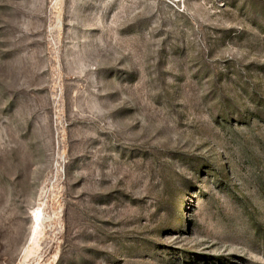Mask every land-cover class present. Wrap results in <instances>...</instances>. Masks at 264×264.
Returning a JSON list of instances; mask_svg holds the SVG:
<instances>
[{
    "label": "rangeland",
    "instance_id": "374dc122",
    "mask_svg": "<svg viewBox=\"0 0 264 264\" xmlns=\"http://www.w3.org/2000/svg\"><path fill=\"white\" fill-rule=\"evenodd\" d=\"M0 264H264V0H0Z\"/></svg>",
    "mask_w": 264,
    "mask_h": 264
},
{
    "label": "bare ground",
    "instance_id": "6f19581e",
    "mask_svg": "<svg viewBox=\"0 0 264 264\" xmlns=\"http://www.w3.org/2000/svg\"><path fill=\"white\" fill-rule=\"evenodd\" d=\"M39 209H37V213L35 214L36 215V217H38L39 216ZM39 218V217H38Z\"/></svg>",
    "mask_w": 264,
    "mask_h": 264
}]
</instances>
